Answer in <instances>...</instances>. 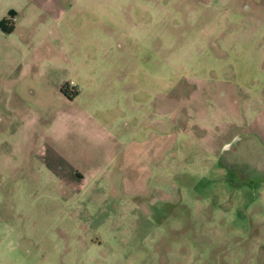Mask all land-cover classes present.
Returning a JSON list of instances; mask_svg holds the SVG:
<instances>
[{
	"label": "rangeland",
	"instance_id": "obj_1",
	"mask_svg": "<svg viewBox=\"0 0 264 264\" xmlns=\"http://www.w3.org/2000/svg\"><path fill=\"white\" fill-rule=\"evenodd\" d=\"M219 4L0 0V264H264V0Z\"/></svg>",
	"mask_w": 264,
	"mask_h": 264
},
{
	"label": "crops",
	"instance_id": "obj_2",
	"mask_svg": "<svg viewBox=\"0 0 264 264\" xmlns=\"http://www.w3.org/2000/svg\"><path fill=\"white\" fill-rule=\"evenodd\" d=\"M188 1H193V2H195V3H198L199 5H203V6H208V7H214L213 6V4L214 3H217V1H220V4L219 5H228L229 3L231 4V2H234V1H237V2H240V1H242V0H188ZM14 15V17L15 16H17V14L16 13H14V12H12V15L11 16H13ZM251 18H253L254 19V17L252 16ZM16 22V23H15ZM14 25H12V26H18L19 25V23L20 22H17V18L15 17V20H14ZM9 90V89H8ZM12 93H16V92H12ZM72 93H74V91H72ZM71 93V94H72ZM76 94H78L77 92H75ZM71 94H69V95H71ZM257 114H258V116H261V117H263V119H262V121L261 122H257V124H258V126H257V128L259 129V128H261V129H263V127H264V106L262 107V110L261 111H258L257 112ZM261 119V118H260ZM245 131H247L248 132V134L245 136V134L243 135V137H247V139H249V137H250V139H253L252 141H251V143H255L257 146H258V148H259V152H260V154L263 156V158H264V143L259 139V137L257 136V134L256 133H251L250 132V130H248V125H247V128H245ZM247 144L249 145L250 144V142H248L247 141ZM248 145L246 146L247 148H248ZM128 146V145H127ZM130 146V145H129ZM232 146L230 145L227 149H225L222 153H221V157L223 158V160L224 161H226V163H230L229 161L231 160H233V159H236V158H238V156H236L237 155V153H236V148H237V150H239L238 149V147H233V148H231ZM195 156H197V154L195 155ZM66 178V181H67V177H65Z\"/></svg>",
	"mask_w": 264,
	"mask_h": 264
},
{
	"label": "trees",
	"instance_id": "obj_3",
	"mask_svg": "<svg viewBox=\"0 0 264 264\" xmlns=\"http://www.w3.org/2000/svg\"><path fill=\"white\" fill-rule=\"evenodd\" d=\"M63 86H64V84L60 86V91H61L64 95H66V94L63 92Z\"/></svg>",
	"mask_w": 264,
	"mask_h": 264
},
{
	"label": "built area",
	"instance_id": "obj_4",
	"mask_svg": "<svg viewBox=\"0 0 264 264\" xmlns=\"http://www.w3.org/2000/svg\"><path fill=\"white\" fill-rule=\"evenodd\" d=\"M14 20H15V17H14V16H12V17H11V21H14Z\"/></svg>",
	"mask_w": 264,
	"mask_h": 264
}]
</instances>
